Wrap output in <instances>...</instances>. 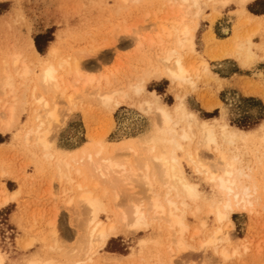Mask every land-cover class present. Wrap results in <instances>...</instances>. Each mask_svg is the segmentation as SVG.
I'll return each instance as SVG.
<instances>
[{
    "label": "bare ground",
    "instance_id": "obj_1",
    "mask_svg": "<svg viewBox=\"0 0 264 264\" xmlns=\"http://www.w3.org/2000/svg\"><path fill=\"white\" fill-rule=\"evenodd\" d=\"M7 1L0 0V4ZM118 1L113 13L116 21L119 19V32L131 36L135 52L144 55L143 68L121 87L116 76L118 65L110 79H100L91 96L112 111L129 104L131 94L143 98L137 109L140 114L152 115L151 129L139 138L111 145L103 139L90 138L71 150L62 149L56 144V135L65 121L58 116L57 104L63 101L72 107L82 92L94 86L91 79L81 75V67L89 61L81 62L82 58L68 56L71 51L68 46L63 52L62 35L57 36L43 54L36 51L34 41L29 39V58L15 52L2 61L0 92L12 106H9L5 123L0 124V136L9 134L12 144L33 151L37 176L49 171V186L56 183L68 199L66 205L74 204L83 209L82 215L88 218L79 228L76 247L58 255L60 248L55 239L47 242L43 237L33 236L32 231L23 226L22 218L16 217L14 222L24 235L23 250H35L9 256L7 249L0 247V264H121V259L131 263L138 255L142 257L139 264H149L147 254L158 258L153 264H173V258L190 251H203L202 255L212 251L221 260H228L238 256L240 251L246 252L250 245L247 240L242 245L233 242L231 216L257 213L258 197L264 184L259 185L251 165L245 168L243 162L252 156L259 163L264 156V119L252 127L239 128L228 123L225 109L219 110L217 116L202 118L199 115L203 114L188 107L186 96L196 94L197 83L202 78L223 82L210 71L208 61L228 59L243 71L264 62V13L255 16L247 10L261 0ZM148 4L158 6L154 12L144 10L142 15L144 19L149 18L154 31L148 29L134 35L135 28L129 27L134 17L125 13L129 8L142 10ZM231 8L239 19L238 32L244 34L247 29L248 34L245 37L230 34L225 26L221 34L227 38L219 41L213 33L207 32L202 36V49L209 55L200 57L197 45L200 26L189 19H199L208 9L216 20ZM257 35H263L260 43L253 42ZM153 47L159 52L154 57L150 54ZM110 48L111 45L101 44L86 53L89 52V59L97 60ZM256 77L262 79V74ZM162 82L184 90L182 96H176L173 106L165 105L155 92L147 91L149 85ZM219 85L218 92L222 91V83ZM255 88L252 92L246 90L245 94L256 96L264 103V88ZM20 90L24 93L21 104L26 123L17 128L13 103ZM196 98L207 114L221 107L216 93L210 95V100L204 96ZM129 124V119L125 120L124 128ZM130 129L131 125L119 134ZM135 147L139 148V156ZM124 153H131L134 158L129 159ZM178 153L183 155L182 159L193 173L205 177L210 196L201 193L199 187L186 178ZM205 156L216 166L214 173L205 167ZM134 186L140 188L142 199L134 196ZM21 195L22 185L20 191L15 192L7 191L2 185L0 210L15 203ZM118 196L125 204L121 211L112 206ZM189 215L199 221V228L193 230L187 224ZM201 215L212 218L211 226ZM51 229V235L56 238V222L51 224ZM148 230L151 234L138 241L131 254L120 259L99 256L109 242ZM165 247L166 263L160 259Z\"/></svg>",
    "mask_w": 264,
    "mask_h": 264
},
{
    "label": "rangeland",
    "instance_id": "obj_2",
    "mask_svg": "<svg viewBox=\"0 0 264 264\" xmlns=\"http://www.w3.org/2000/svg\"><path fill=\"white\" fill-rule=\"evenodd\" d=\"M118 2V0H9L0 4V69L2 61L9 59L15 52L29 58V39L37 40L39 48L45 51V48L47 49L48 45L61 35L64 38L63 52H66V46H68L71 50L68 56L74 55L78 59L82 58L81 62L89 61L88 65L85 64L81 67V75L91 79L94 86L82 92L75 99L72 107L63 101L57 104L58 116L65 121V125L56 135V144L62 149L71 150L88 142L90 138L96 141L103 139L106 144L111 145L129 138H139L151 129L152 115L140 114L137 109L138 102L143 98L131 94L129 104L112 111L103 107L97 98L91 96L100 79L104 77L110 79L111 72L114 69L117 70L118 65L120 67L116 76H118L121 87L130 82L131 78L138 75L143 68L144 55L135 52V44L132 42L131 36H124L121 31L119 32V19L117 18L116 21L113 13ZM157 8L158 6L152 7L148 4L142 10L138 8L127 10L125 14L134 17L129 22V27L135 28L134 35L148 29L150 32L154 31L149 18L144 19L142 15L144 10L154 12ZM247 10L255 16L262 15L264 0L254 3ZM233 11L235 9L231 8L215 20L211 10L207 9L199 19L193 17L189 19L192 24L198 23L200 26L197 36L200 57L205 58L209 55V52H206L205 55V48L202 49V36L205 33H213L219 41L227 38L221 34V29L225 26L230 30V34L231 32L233 35L240 34L238 32L239 19L235 16L236 14L232 13ZM247 31L245 29L244 34H240V36L245 37L248 34ZM262 37L263 35H257L253 42L260 43L263 41ZM101 44L111 45V48L99 59H89V52L86 53L88 49L93 51ZM158 53L154 47L150 50L153 57ZM227 60L208 61L210 71L218 77H225L230 73L229 68L233 70L239 68L236 63ZM219 65L220 67H218ZM239 70L241 69L239 68ZM241 73L242 77H248V79L234 77L232 81L219 82L222 83V91L219 92L218 89L221 86L219 83L212 79H200L197 83L196 94L192 97L186 96L188 107L198 114H203V116L199 115L202 118L209 119L212 116H217V114H213L214 111L210 114L203 112V108L197 103L196 98L204 96L206 100H210V95L216 93V99L221 103L218 112L226 110L228 123L239 128H248V125L252 124L245 117L258 118L260 104L256 99L253 104L236 103L239 96L246 95V90L252 92L251 90H255L256 86L264 88V62L256 64L248 71H241ZM259 73L262 74V79L256 77ZM147 91L155 92L160 101L167 106H173L176 103V96L184 94V90L179 91L165 82L149 85ZM2 97L0 92L2 101L0 102V124L5 123L9 106H12L10 100H5ZM145 98L150 99L148 95H145ZM23 99L24 93L23 90H20L13 103L15 109L13 120L17 128L26 123V114L21 104ZM222 99L226 103L223 102V104ZM261 104L264 106V103ZM246 112L247 114H245ZM127 119H129L128 126L131 125V129L124 134H119L121 130L129 129L128 126L124 128V122ZM135 150L139 156V148L135 147ZM124 155L129 159L134 158L133 155L130 156L131 153H124ZM33 156V151L21 149L19 145L12 144L9 134L0 136V187L4 185L7 191L15 192L20 191L21 185L23 186V195L19 196L15 203L0 210V247L6 248V253L9 256L11 254L19 256L24 252L31 253L35 250L34 248L30 251L23 250L24 235L14 222L16 217L22 218L23 226L26 230H31L33 236L43 237L47 242L55 239L60 248L58 255L76 247L80 234L79 228L88 218L86 214L82 215L83 212L85 213L83 209L74 204L66 205L68 199L61 193L56 183L49 186L47 177L49 171H45V175L37 176L35 172L37 165ZM182 156L181 153H178L186 178L196 184L201 193L210 196V187L205 183V177L193 173ZM203 160H205V167L214 173L216 166L213 165L212 159L205 156ZM243 165L245 168L251 165L255 178L262 186L264 184V156L259 163L257 158L254 159L251 156L247 159L246 157ZM133 194L137 200L142 199L143 193L140 192L138 186H134ZM259 194L255 215L245 213L231 216L234 226L230 236L237 245H242L247 240L250 245L246 252L240 251L238 256L221 260L212 251L206 252L205 255H202L203 251H190L173 258V264H203V262H207V264H264V190L262 189ZM113 202L112 206L115 210H124L125 204L120 196L116 202L115 200ZM200 218L207 219L211 226V217L206 218L201 215ZM53 222H56V238L51 235ZM186 222L193 230L199 228V221L191 215L186 218ZM150 234V230L138 231L128 238L121 237L113 240L99 253V256L106 259L125 257L131 254L138 241L147 238ZM239 240L242 241L239 242ZM195 242L197 244L198 240ZM197 247L198 245H196ZM166 248L162 251L160 258L165 263L168 259ZM141 258L138 255L131 263L128 259H121L123 261L121 264H139ZM146 261L153 264L158 261V258L153 259L152 255L147 254Z\"/></svg>",
    "mask_w": 264,
    "mask_h": 264
},
{
    "label": "crops",
    "instance_id": "obj_3",
    "mask_svg": "<svg viewBox=\"0 0 264 264\" xmlns=\"http://www.w3.org/2000/svg\"><path fill=\"white\" fill-rule=\"evenodd\" d=\"M48 48V47H47ZM36 49V48H35ZM47 49L45 48V51H46ZM37 51V50H36ZM42 51V54L45 52V51H43V50H41ZM227 61H230V60H227ZM229 70H230V73H229V75H227V76H225V77H223V76H221V77H219L221 80H223V81H232L233 80V78L234 77H239V78H245V79H248V77H242L243 75H242V73H241V71H243V70H239V68H237L236 70H233V69H230L229 68ZM251 91H253V90H251ZM242 95V94H241ZM255 99H256V101H258L257 103L258 104H260V113L258 114V118H253V119H255V120H253V119H251L250 117L249 118H246L245 117V119H247V121L250 123V124H252V125H248V128H249V126H254L255 124H258L262 119H264V106L261 104V103H263L261 100H259L256 96H249V95H242V96H239V98H238V102L236 103V104H241V103H246V104H253L254 102H255ZM222 103L224 102V103H226V101L224 100V99H222V101H221ZM260 102V103H259ZM223 103V104H224ZM233 103V102H232ZM218 113V108H216V110L214 111V113L213 114H217ZM250 113V112H249ZM242 114V113H241ZM245 114H247V112L245 113ZM244 119V120H245Z\"/></svg>",
    "mask_w": 264,
    "mask_h": 264
},
{
    "label": "trees",
    "instance_id": "obj_4",
    "mask_svg": "<svg viewBox=\"0 0 264 264\" xmlns=\"http://www.w3.org/2000/svg\"><path fill=\"white\" fill-rule=\"evenodd\" d=\"M34 42H35V48H36L37 52H38L39 54H42V51H41V49L39 48V43H38V41L35 40ZM48 42H49V41H48Z\"/></svg>",
    "mask_w": 264,
    "mask_h": 264
}]
</instances>
